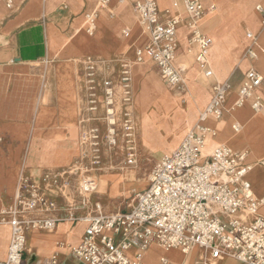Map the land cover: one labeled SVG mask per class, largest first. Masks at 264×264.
<instances>
[{
	"label": "built area",
	"instance_id": "obj_1",
	"mask_svg": "<svg viewBox=\"0 0 264 264\" xmlns=\"http://www.w3.org/2000/svg\"><path fill=\"white\" fill-rule=\"evenodd\" d=\"M94 2L104 10L111 0ZM12 3L6 0L7 8ZM131 5L148 34V41L135 51L131 62L125 61L120 67V110L116 85L100 76L99 60L87 57L81 159L72 170L46 172L36 182L20 172L12 200L0 208V226L10 228L6 257L0 264H60L59 251L65 249L80 264H148L146 254L157 247L164 251L158 264H215L223 259L264 264V194L257 196L248 178L254 167L248 161L249 152L219 144L209 154L204 153L209 140L217 136L206 120L223 116L231 89L228 81L212 86L211 98L192 128L172 152L151 166L146 187L133 192L127 210L110 213L96 205L83 216L70 214L62 219L46 216L57 211L56 201L49 193L66 190L69 181L65 177L70 171L82 175L79 190L86 196L96 190L95 176L112 154L120 155L125 167L135 165V121L130 108L133 64L153 62L174 92L185 91L183 72L175 64L177 30L182 23L172 13L177 4L164 10H160L158 0H131ZM181 5L187 15L183 22L188 29L187 44L189 48H198L195 62L200 72L209 77L211 71L205 55L212 40L201 32L200 21L215 7H204L198 0H183ZM254 10L259 18V31L246 33L248 43L241 58L249 62L256 60L257 46L264 34V6L259 3ZM97 15L95 10L84 15L89 35L95 33ZM128 31L123 30V35ZM262 83L263 76L251 66L244 73L233 107L239 108L252 98L250 108L260 111L262 102L256 92ZM231 130L239 133L241 126L232 124ZM257 165L264 168V159ZM80 202L85 208L88 199L83 197ZM64 221L84 225L81 241L76 245L59 242L49 257L27 259L28 236L32 232L51 231ZM171 252L184 259L175 261L168 256Z\"/></svg>",
	"mask_w": 264,
	"mask_h": 264
},
{
	"label": "crops",
	"instance_id": "obj_2",
	"mask_svg": "<svg viewBox=\"0 0 264 264\" xmlns=\"http://www.w3.org/2000/svg\"><path fill=\"white\" fill-rule=\"evenodd\" d=\"M182 1L158 0V5L160 10H164L172 8L173 3L177 4V8H173L172 13L178 16L182 23L177 30L178 46L175 64L182 70L184 78L190 81L191 100L202 94L203 101L198 106V113L208 104L214 84L228 81L231 86L226 96L223 116L219 120L208 118L206 122L210 128L216 131L217 136L209 140L204 153L209 154L219 144L227 145L234 150H247L249 152L248 161L254 165L248 178L254 193L261 196L264 194V168L255 166V164L264 159V34L259 40L257 58L254 62L241 60L248 41L245 45L238 44L233 48L231 55H226L223 58V73L219 78L213 76L208 62V58L211 59L212 56L209 52L211 44L205 55L211 76L205 77L195 62L198 48L196 46L189 48L187 44L188 29L183 23L187 15L183 12ZM221 1L225 5H235L236 9H234L233 15L238 18L244 38L247 32L258 33L259 18L254 8L259 3L264 6V2L260 0ZM12 2V7L9 9H13L16 5L14 0ZM37 2L36 0H21L20 4L26 3L24 8L26 10L19 12L18 16L8 23L7 32L0 33V208L12 200L15 192L18 174L14 167L17 166L16 151L19 143L23 145V148L18 166L26 176L35 182L39 181L46 172L59 173L72 170L80 161L84 148L81 141L83 129L81 120L85 116L86 106L85 59L90 57L101 62L99 74L102 78L110 79L116 85L117 108L119 109L121 107V92L118 88L120 67L125 61L131 62L134 59L135 51L139 49L138 47L140 45L141 48L144 47L148 41V34L144 27L141 24L138 26L139 19L132 9L131 0L123 2L111 0L104 10L98 12L95 19V33L92 35L85 31L84 15L93 11L91 8L95 4L94 0H42L40 11L32 12L38 6ZM215 23L213 13L206 14L200 21L201 32L211 40L214 39L212 29ZM129 28L134 34L132 41L126 44L129 33L124 36L122 32ZM96 34H98L97 37ZM192 58L194 65L191 64ZM251 66L263 76L262 86L256 92L262 102V108L258 112H254L250 108L252 98L240 108L233 107L244 73ZM152 68L157 71L160 77L158 69L149 60L133 64L131 72L134 77L142 74L149 89L154 90L155 85L151 79L152 77L157 78V75ZM197 72L204 80L211 81L210 90L195 83ZM160 79L166 84L161 77ZM166 86L174 92L167 84ZM165 94L163 89L162 95L155 102L142 105L135 102L130 104L135 121L136 159L138 133L135 111L155 105L164 99ZM161 108L165 109V106ZM232 124L240 125L241 131L234 133L231 130ZM100 125L102 126V124ZM175 148L163 155L169 154ZM112 155L108 158L107 163L122 159L120 155L117 156L115 153ZM103 169L101 172L104 173ZM68 177L67 175L65 179ZM72 177L74 178L72 179ZM72 177L70 180V177L68 178L71 182L70 186L76 187L82 175L76 173ZM107 177L116 178L118 176L99 175L96 182L99 184L101 192L98 194L100 195L95 197L89 194L85 208L80 206L79 200H75L71 204L66 197L61 195L59 199L58 196L49 193L50 198L56 201L57 211L46 216L59 219L66 218L70 214L83 216L92 211L96 205L115 208L112 201L131 188L126 186L124 177L121 183L116 184L113 189L109 183L101 184V181L107 180ZM96 178L97 176H95ZM5 179L7 183L4 181ZM12 182L14 186H12L10 194L9 186ZM125 189L128 190L124 191ZM134 191L132 189L130 191L132 193L126 197L129 199V203ZM128 205L126 209L118 211L127 210ZM56 228L61 229L62 236L54 242L55 250L50 255L57 250L56 244L59 242L76 245L81 241L84 231L83 224L64 221L58 223L53 230ZM4 232L7 237L5 240L2 238ZM48 232L50 231L32 232L28 236L25 247L27 259L33 260L50 256H44L27 249L30 245L38 246L39 240H42L41 238ZM9 240L10 228L7 225H1L0 260H4L6 257ZM27 243L30 244L27 246ZM150 251L146 254V261L150 257ZM175 255L178 254L175 252L168 254L175 261H180ZM59 260L60 264H80L73 260L66 249L59 251ZM229 263L242 264L232 259L215 262V264Z\"/></svg>",
	"mask_w": 264,
	"mask_h": 264
},
{
	"label": "rangeland",
	"instance_id": "obj_3",
	"mask_svg": "<svg viewBox=\"0 0 264 264\" xmlns=\"http://www.w3.org/2000/svg\"><path fill=\"white\" fill-rule=\"evenodd\" d=\"M16 5L13 9H9L6 6L5 0H0V33L7 32L8 30V23L15 19L18 16L19 12H24L26 3L20 4L21 0H14ZM38 1V6H36L32 12H39L42 0ZM201 4L205 7L207 6H214V10L210 13L215 15L216 23L214 28L212 29L213 40L212 46L209 50L212 56L211 59L208 58L209 65L212 69L213 76L219 78L220 74L223 73V58L226 55H231L233 48H235L238 44L247 43V40L243 36V30L240 26L238 18L234 17L233 11L236 9L235 5H225L221 0H199ZM101 11L103 9L93 4L91 11ZM209 13V14H210ZM139 21V20H138ZM139 26V24H138ZM131 28H129L128 36L126 44H129L133 39V34L131 32ZM232 33V34H231ZM98 34H96V37ZM102 36V35H101ZM141 48V45L138 47ZM191 64L194 65V60L192 58ZM157 78L152 77V83L155 85V89L151 90L148 87L146 80L143 78L142 74L133 76L131 75V90H132V100L131 102H135L138 105L147 104L151 102H155L164 91L166 92L164 99L157 102L155 105L148 106L142 110L135 111L136 113V120H137V133H138V144H137V159L135 165L125 167L122 165V159L113 160L108 162L105 166L103 171L100 172L96 178H99V175H116V178L107 177V180L101 181V184H108L113 189L116 184H120L123 177L125 182L127 183L126 186L130 187L131 189H125L119 198H116L112 201V204L115 205V208H107V205H101L102 208L107 209L106 211H118L120 209H126V206L129 203V199L126 198L127 195H130L132 189L135 191L141 190L147 184V175L148 171L153 165V163L158 160V158L175 148L185 134L189 131L192 123L194 122L197 113H198V106L203 101L202 94H200L196 99L191 100L190 98V81L185 79L186 88L185 91L182 92H172L166 84H164L157 71L152 68ZM197 71V70H196ZM153 76V75H152ZM195 83L201 84L204 89H209L211 86L210 80H204L201 74L197 72V77L195 79ZM165 106V109L161 108ZM22 144L17 145V166L13 167L16 168L17 171V178L20 175L21 167L18 165L20 164V157L22 156ZM13 163V162H12ZM8 164V162H7ZM107 170V172H106ZM70 175H68L69 180L71 179L72 175L75 173L70 171ZM122 176V177H119ZM67 178V180H68ZM74 177H72L73 179ZM68 180V181H69ZM81 180L77 184L76 187L70 186L71 182L69 181V186L66 188L64 192H52L54 196H58L61 198V195L66 197L69 202H75L82 200L83 197L88 199V195H82L80 193L79 187L81 186ZM6 182V179L4 180ZM7 183V182H6ZM97 187L96 190L91 193L92 196L95 197L100 195V189ZM12 184L9 186V193L11 194ZM111 191V189H110ZM8 193V194H9ZM264 209L262 210V213ZM61 229H55L48 233H45L41 239L39 240V245L31 246L27 249H31L38 254L48 256L55 250L54 242L59 240L62 234L60 233ZM3 240H5L6 233H3L2 236ZM51 239L49 242L47 240ZM45 240V241H44ZM30 243H27V246ZM36 244V242H34ZM150 257H148L147 263L149 264H158V256L160 255L156 249L150 251ZM177 256L178 260H183V257ZM179 256V257H178ZM72 261V260H71ZM234 264V263H229Z\"/></svg>",
	"mask_w": 264,
	"mask_h": 264
},
{
	"label": "bare ground",
	"instance_id": "obj_4",
	"mask_svg": "<svg viewBox=\"0 0 264 264\" xmlns=\"http://www.w3.org/2000/svg\"><path fill=\"white\" fill-rule=\"evenodd\" d=\"M205 7V6H204ZM207 7H211V6H207ZM96 19V18H95ZM138 24L140 25V22L138 21ZM143 63V62H142ZM137 64H140V63H137ZM133 66V65H132ZM131 75H132V72H131ZM259 95V94H258ZM242 107V106H241ZM240 108V107H239ZM211 118H213V119H215L214 117H211ZM220 119V118H219ZM219 119H215V120H219ZM206 121H208V119L206 120ZM215 131V130H214ZM216 132V131H215ZM217 134V133H216ZM158 252H159V256H158V258L164 253V251L161 249V248H159V247H157V248H155ZM130 253V252H129Z\"/></svg>",
	"mask_w": 264,
	"mask_h": 264
}]
</instances>
